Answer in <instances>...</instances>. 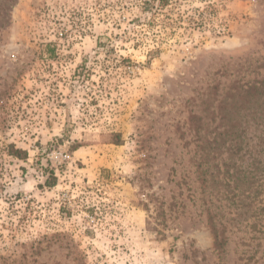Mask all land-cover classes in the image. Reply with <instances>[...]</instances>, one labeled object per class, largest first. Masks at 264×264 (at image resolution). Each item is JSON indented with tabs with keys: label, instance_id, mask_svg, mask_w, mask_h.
<instances>
[{
	"label": "rangeland",
	"instance_id": "obj_1",
	"mask_svg": "<svg viewBox=\"0 0 264 264\" xmlns=\"http://www.w3.org/2000/svg\"><path fill=\"white\" fill-rule=\"evenodd\" d=\"M159 1L0 0V264H264V0Z\"/></svg>",
	"mask_w": 264,
	"mask_h": 264
},
{
	"label": "trees",
	"instance_id": "obj_2",
	"mask_svg": "<svg viewBox=\"0 0 264 264\" xmlns=\"http://www.w3.org/2000/svg\"><path fill=\"white\" fill-rule=\"evenodd\" d=\"M167 3H168V0H160V1H159V5H160V6H165V5H167ZM252 89H255V88H252ZM213 236H214V239L216 240L217 235H216L215 232H213ZM215 245H216V242H215Z\"/></svg>",
	"mask_w": 264,
	"mask_h": 264
}]
</instances>
